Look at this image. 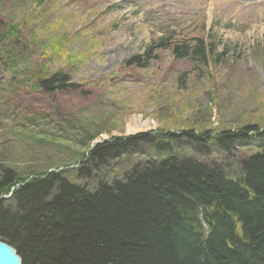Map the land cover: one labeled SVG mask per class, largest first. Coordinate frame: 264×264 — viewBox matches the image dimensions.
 Here are the masks:
<instances>
[{
  "label": "rangeland",
  "instance_id": "obj_1",
  "mask_svg": "<svg viewBox=\"0 0 264 264\" xmlns=\"http://www.w3.org/2000/svg\"><path fill=\"white\" fill-rule=\"evenodd\" d=\"M12 24L17 44L0 40V168L74 171L97 144L140 133L264 130V0H0V26ZM160 37L170 48L203 39L219 60L200 67L166 49L147 68L124 66ZM59 72L73 89L31 87ZM183 140L181 154L225 163L214 146L203 157ZM143 153L76 182L91 190L158 161Z\"/></svg>",
  "mask_w": 264,
  "mask_h": 264
},
{
  "label": "trees",
  "instance_id": "obj_2",
  "mask_svg": "<svg viewBox=\"0 0 264 264\" xmlns=\"http://www.w3.org/2000/svg\"><path fill=\"white\" fill-rule=\"evenodd\" d=\"M18 31V24L0 26V40L15 46ZM168 40L158 38L124 66L147 68L166 49L200 67L219 60L203 39L171 48ZM34 79L31 87L45 94L74 88L60 72ZM154 133L97 144L74 171L0 168V242L21 264H264V130ZM180 139L203 157L214 146L225 163L181 154ZM145 150L158 161L134 163L91 190L76 182Z\"/></svg>",
  "mask_w": 264,
  "mask_h": 264
},
{
  "label": "water",
  "instance_id": "obj_3",
  "mask_svg": "<svg viewBox=\"0 0 264 264\" xmlns=\"http://www.w3.org/2000/svg\"><path fill=\"white\" fill-rule=\"evenodd\" d=\"M0 264H21V259L15 250L2 242H0Z\"/></svg>",
  "mask_w": 264,
  "mask_h": 264
},
{
  "label": "bare ground",
  "instance_id": "obj_4",
  "mask_svg": "<svg viewBox=\"0 0 264 264\" xmlns=\"http://www.w3.org/2000/svg\"><path fill=\"white\" fill-rule=\"evenodd\" d=\"M129 131V130H128Z\"/></svg>",
  "mask_w": 264,
  "mask_h": 264
}]
</instances>
